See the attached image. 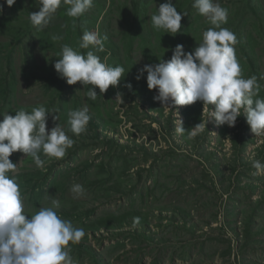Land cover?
Here are the masks:
<instances>
[{"label":"rangeland","instance_id":"1","mask_svg":"<svg viewBox=\"0 0 264 264\" xmlns=\"http://www.w3.org/2000/svg\"><path fill=\"white\" fill-rule=\"evenodd\" d=\"M101 1L93 0L75 20L62 3L37 30L29 13L39 10L38 0H15L12 6L0 0V112L14 115L43 105L47 129L59 124L74 140L62 159L40 153L43 167L20 151L11 154L16 170L10 175L25 213L58 199V215L85 231L79 243L68 245L77 264H264V172L252 166L253 159L264 164V135L252 133L244 119L230 127L213 118L189 138L206 119L202 102L168 110L153 100L157 93L147 88L146 72L136 79L144 64L170 59L177 44L191 52L212 25L193 0H171L187 13L174 35L151 23L169 0ZM218 2L228 9L222 27L237 37L242 75L257 78L254 99H264V0ZM85 29L108 35L104 50L95 54L125 70L116 87L102 94L95 88V100L86 95L91 85H69L53 67L64 44L95 51L79 48ZM84 106L95 126L88 123L77 136L68 113ZM175 112L183 134L176 131ZM74 184L83 186V195L71 191Z\"/></svg>","mask_w":264,"mask_h":264},{"label":"clouds","instance_id":"2","mask_svg":"<svg viewBox=\"0 0 264 264\" xmlns=\"http://www.w3.org/2000/svg\"><path fill=\"white\" fill-rule=\"evenodd\" d=\"M39 10L29 13L31 24L42 30L52 20L62 3L68 5L66 14L73 20L81 17L93 6V0H38ZM12 6L15 0H5ZM192 7L212 25L202 33V41L191 51L184 50L182 44L172 48L170 59H159L155 64H144L138 69L136 79L146 72L149 90L155 89L153 100L172 110L173 106L191 105L202 102L206 119L189 131V138L203 132L206 124L214 118L218 126H234L244 110L246 123L255 135H264V99L258 96L260 86L255 76L245 78L236 57V35L222 27L228 21V9L218 0H193ZM3 7L0 6V12ZM187 13L178 12L171 0L158 6L151 16L154 29L164 33L176 34L181 30V20ZM53 39H62L55 36ZM108 35L84 30L79 44L86 53L64 44L59 59L53 67L69 85L80 82L91 85L86 95L95 100L99 89L102 94L109 86L116 87L124 75L122 66H110L95 54L104 50ZM130 87V84L128 85ZM120 103H123L121 94ZM116 95V96H117ZM208 106H212L209 110ZM48 110L43 106L34 107L30 112L19 109L13 114L0 112V264H77L70 255L69 243H79L85 236L82 228H77L70 220L62 219L57 209L61 207L58 199L50 197V207L40 208L32 215L24 210L23 197L18 182L11 172L16 163L9 157L20 151L31 156L37 167H43L47 157L62 159L66 150L74 144L63 128L56 124L47 129ZM175 112L176 131L183 134L185 128ZM57 120V117H53ZM91 119L89 108L84 106L68 113L70 131L80 135ZM252 166L264 172V164L253 159ZM71 191L77 197L85 189L74 184ZM138 222V218H134Z\"/></svg>","mask_w":264,"mask_h":264},{"label":"trees","instance_id":"3","mask_svg":"<svg viewBox=\"0 0 264 264\" xmlns=\"http://www.w3.org/2000/svg\"><path fill=\"white\" fill-rule=\"evenodd\" d=\"M1 1H2V0H1ZM99 1L102 2L101 0H99ZM103 1H104L105 4H106V0H103ZM4 7H5V5H4ZM136 7L139 9V4H138V3L136 4ZM61 18H64L63 13H60V20H62ZM88 123L90 124V127H91V126H95L94 120H93L92 118L89 120Z\"/></svg>","mask_w":264,"mask_h":264},{"label":"built area","instance_id":"4","mask_svg":"<svg viewBox=\"0 0 264 264\" xmlns=\"http://www.w3.org/2000/svg\"><path fill=\"white\" fill-rule=\"evenodd\" d=\"M209 107V106H208ZM212 107V106H211ZM239 119H244V120H246V116H245V114H244V110L243 109H241V115L238 117ZM237 118V119H238Z\"/></svg>","mask_w":264,"mask_h":264}]
</instances>
